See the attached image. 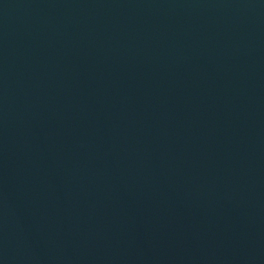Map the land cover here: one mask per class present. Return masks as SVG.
<instances>
[{
  "label": "water",
  "instance_id": "95a60500",
  "mask_svg": "<svg viewBox=\"0 0 264 264\" xmlns=\"http://www.w3.org/2000/svg\"><path fill=\"white\" fill-rule=\"evenodd\" d=\"M0 264H264V0H0Z\"/></svg>",
  "mask_w": 264,
  "mask_h": 264
}]
</instances>
